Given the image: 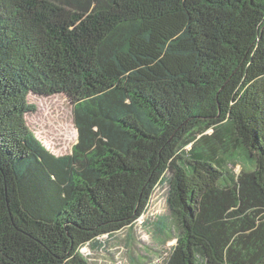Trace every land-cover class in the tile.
I'll list each match as a JSON object with an SVG mask.
<instances>
[{"label": "trees", "instance_id": "1", "mask_svg": "<svg viewBox=\"0 0 264 264\" xmlns=\"http://www.w3.org/2000/svg\"><path fill=\"white\" fill-rule=\"evenodd\" d=\"M212 15L253 19L234 39ZM30 93L74 104L69 155L26 126ZM160 183L164 264H264V0H0V264H89Z\"/></svg>", "mask_w": 264, "mask_h": 264}, {"label": "rangeland", "instance_id": "2", "mask_svg": "<svg viewBox=\"0 0 264 264\" xmlns=\"http://www.w3.org/2000/svg\"><path fill=\"white\" fill-rule=\"evenodd\" d=\"M203 16L204 14L198 12L192 13L193 23L200 21ZM212 19L215 23L223 24L224 28H228L227 32L236 39L240 37V31L250 30L247 24L240 25L253 18L247 15L240 18L212 15ZM235 32H237L236 37ZM208 52L207 48L199 46L198 63L179 69L175 74L198 76ZM154 87L164 107L171 112L177 110L184 102L185 90L179 87L176 81L169 80ZM27 102L33 106V109L25 114L24 120L36 139L57 157L69 155L77 142L74 104L71 100L64 94L38 96L30 93ZM239 170L237 166L235 172L238 173ZM166 192L165 183L155 187L147 208L128 232L124 229L112 236L104 235L97 238L96 245L91 247L87 244L82 247L80 251L89 264H164L176 243L177 233L174 220L166 206Z\"/></svg>", "mask_w": 264, "mask_h": 264}]
</instances>
